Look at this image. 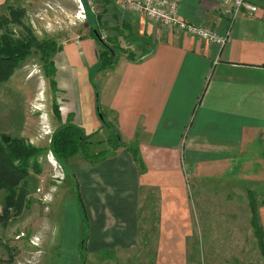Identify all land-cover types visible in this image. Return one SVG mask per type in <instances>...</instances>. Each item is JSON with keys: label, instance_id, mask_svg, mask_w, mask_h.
Here are the masks:
<instances>
[{"label": "crops", "instance_id": "crops-1", "mask_svg": "<svg viewBox=\"0 0 264 264\" xmlns=\"http://www.w3.org/2000/svg\"><path fill=\"white\" fill-rule=\"evenodd\" d=\"M95 1L97 9L60 42L54 58L62 122L69 114L86 134L114 131L122 141L104 158L70 165L84 216L74 213L82 227L88 220V256L108 251L115 258L108 263L120 264L127 252L143 247L154 251L156 263L143 257L139 264H190L188 177L264 182V3L258 0V12L233 22L220 49L145 15L123 12L121 0ZM219 1L183 0L179 13L224 34L228 21ZM94 30L115 49L105 67ZM99 112L112 129L104 127ZM130 144L138 145L143 165ZM146 201L157 218L148 241L140 236ZM63 215L65 223L66 208ZM260 225L264 238V200ZM66 229L58 225L57 236L47 241L69 244Z\"/></svg>", "mask_w": 264, "mask_h": 264}, {"label": "rangeland", "instance_id": "rangeland-1", "mask_svg": "<svg viewBox=\"0 0 264 264\" xmlns=\"http://www.w3.org/2000/svg\"><path fill=\"white\" fill-rule=\"evenodd\" d=\"M78 2V0H10L8 3L5 1L0 7V14L10 18L13 16L11 8L25 10L22 23H13L10 26L15 38L27 39V34L32 32L40 41L54 37L60 44L69 36H73L71 34L76 28L86 23L89 6L85 5L86 12L84 9L81 11ZM116 49L120 53L121 49L119 47ZM40 58V54L27 57L16 67L8 81L0 83V109H3L0 129L6 135L24 138L33 145L46 147L50 144L52 131L57 126L53 114V101L56 95ZM43 133L48 134L45 138L39 137ZM108 136L102 134L93 139L103 140ZM104 148H108L107 144H97L92 150L99 151ZM82 158L81 154L73 157L74 161ZM39 161L42 164L41 172L35 173L33 169L29 171V202L23 211L18 215L9 216L11 218L9 220L6 217L0 219V264L114 262L115 258L108 251L88 256L89 250L84 243L88 233V220L83 223V227L79 224L78 219L80 216L83 218L84 210L78 195L72 190L74 186L72 173L62 167L57 170L59 177L55 179L53 177L55 171L48 164L46 156H40ZM192 177H188L190 199L187 196L190 217L192 216L194 225L191 239L193 247L189 249L186 257L189 258V263L264 264L260 227L264 182L241 184L221 182L214 177L200 178L194 175ZM8 193V189L0 187L2 212ZM46 196L47 199H44ZM64 208L67 210L65 223ZM149 211H152V214L148 215ZM142 216L144 219L140 236H145L147 241L152 240L155 234L154 220L157 218L153 215V209L149 210L147 201ZM64 224L67 225L65 231L70 243H59L60 247L57 243H49L47 239L51 235L57 236L58 225ZM22 233L24 236L17 238ZM35 236L36 245L31 242V238ZM143 257L150 263H156L154 251L141 247L127 252L120 264H139Z\"/></svg>", "mask_w": 264, "mask_h": 264}, {"label": "trees", "instance_id": "trees-1", "mask_svg": "<svg viewBox=\"0 0 264 264\" xmlns=\"http://www.w3.org/2000/svg\"><path fill=\"white\" fill-rule=\"evenodd\" d=\"M9 1L6 0V3ZM83 1L88 6V1ZM11 9L13 10V16L10 18L0 14V31H2L0 35L2 36L0 37V83L8 81L13 76L16 67L27 57L32 55L39 56L40 54V60L44 63L45 73L49 78L53 92H55L56 69L54 56L60 48L58 40H55L54 37H47L40 41V38H37L32 32L27 34V39L13 37L14 34H12L10 26L13 23H22L21 20L25 10L20 8ZM89 10L90 8L88 7L90 16L92 11ZM130 39L134 40L135 38L131 36ZM105 41L109 44L111 43L107 39ZM99 44L103 49V60L104 57L107 58L106 61L104 60L101 63L102 67H105L114 59L115 49L109 48L102 42ZM130 54L134 57L132 52ZM53 114L56 117L57 126L52 131L50 144L46 147L33 145L24 138L6 135L5 133L0 135V187H5L9 191L5 198L6 205L0 219L6 217L9 220L11 219L9 216L18 215L23 211L29 202V171L33 169L35 173L41 172L42 164L39 161V157L46 156L49 149H51L59 162L65 165L63 166L65 170L70 172V165L74 162L73 157L75 155L81 154L82 159L96 161L108 156L111 150L122 145L119 134L114 131L110 132L111 136L109 135L107 139L94 141L93 137H96V134H86L81 127L73 122L72 115H68L66 121L62 122L60 105L56 99L53 101ZM101 120L105 128L112 129V125L106 121L105 117ZM97 144H107L108 148L99 151L92 150V147ZM128 148L135 159L143 165L144 162L141 160L137 146L130 144ZM66 165H68V168H66ZM261 235L263 237L262 228ZM262 245L264 250V238H262Z\"/></svg>", "mask_w": 264, "mask_h": 264}, {"label": "built area", "instance_id": "built-area-1", "mask_svg": "<svg viewBox=\"0 0 264 264\" xmlns=\"http://www.w3.org/2000/svg\"><path fill=\"white\" fill-rule=\"evenodd\" d=\"M78 1L79 9L83 11L85 3L83 0ZM87 1L89 8L92 11H95L97 9L96 1ZM257 1L258 0H220L217 8L228 21V28L224 34H219L212 28L200 26L185 20L179 13L183 0H121L119 3V9L123 12L145 15L149 19L156 21L166 28H178L207 42L215 44L221 49L228 43L231 26L240 15L243 13L253 15L259 11ZM261 1L264 3V0ZM84 12H86L85 9ZM47 134H40L39 137L45 138V135ZM46 160L55 171L53 177L58 179L59 175L56 172L58 169L62 168L63 165H61L51 150L46 154ZM56 181L59 182L60 180ZM44 199H47V196ZM1 216L2 211L0 210V217ZM21 236H24V233L17 236V238H20ZM35 239H37L36 236L32 237L31 242L36 245Z\"/></svg>", "mask_w": 264, "mask_h": 264}, {"label": "water", "instance_id": "water-1", "mask_svg": "<svg viewBox=\"0 0 264 264\" xmlns=\"http://www.w3.org/2000/svg\"><path fill=\"white\" fill-rule=\"evenodd\" d=\"M94 31H95V33H96V35H97V38L100 40V42L106 44V45L110 48V46L105 42L104 38L98 33V31H97V30H94ZM99 117H100L101 119L104 118V117H103V114H102L101 112H99Z\"/></svg>", "mask_w": 264, "mask_h": 264}]
</instances>
